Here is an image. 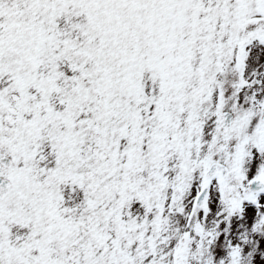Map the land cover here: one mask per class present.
<instances>
[{
    "label": "snow or ice",
    "instance_id": "snow-or-ice-1",
    "mask_svg": "<svg viewBox=\"0 0 264 264\" xmlns=\"http://www.w3.org/2000/svg\"><path fill=\"white\" fill-rule=\"evenodd\" d=\"M0 264H264V0H0Z\"/></svg>",
    "mask_w": 264,
    "mask_h": 264
}]
</instances>
